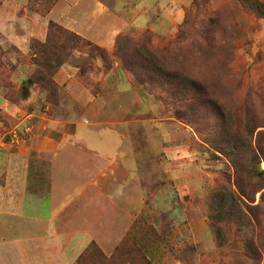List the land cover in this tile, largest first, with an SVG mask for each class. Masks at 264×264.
I'll list each match as a JSON object with an SVG mask.
<instances>
[{
  "label": "rangeland",
  "instance_id": "obj_1",
  "mask_svg": "<svg viewBox=\"0 0 264 264\" xmlns=\"http://www.w3.org/2000/svg\"><path fill=\"white\" fill-rule=\"evenodd\" d=\"M156 1L138 3L152 6ZM85 3L74 4L73 13L81 15L80 22L96 18L102 11L96 2L91 12H85ZM57 4V0H27L18 13L7 14L10 19L17 15L18 20L12 21L18 23V34L25 42L22 38L11 41V36L0 29V144L4 139L9 142L7 134L21 115L33 116L36 103L41 109L51 105L52 115L61 108L67 99L58 76L65 69L76 77V84L94 93L106 95L115 90L125 97L135 93L137 103L132 114L118 116V123L127 124L128 129L121 131L136 156L144 158L141 166L148 167L143 170L140 186L146 189L149 203L136 219L134 241L115 244L109 256L100 245L90 244L83 253L84 263L146 264L147 260L148 264H243L239 255L244 242L254 235L260 264H264V191L252 194V203L242 197L249 203L242 209L243 217L254 225L250 231L239 214H231L229 206H222L223 194L233 192L238 197L239 193L232 162L220 152L232 136L246 137L250 148L245 149L243 158L250 161L256 174L264 172V0H161L142 13L145 17L135 16L120 33L115 28L122 23L117 20L110 31L97 28L112 17L107 13V18L106 14L91 27V38L98 43L103 38L107 43L112 31L118 33L112 51L93 41L106 51L108 60L100 52H73L63 66L52 71L58 90L50 92L43 82H36L44 72L39 63L52 57L44 48L41 53L37 49L56 33L48 26L58 22L47 21L45 16ZM70 4H60L61 14L68 12ZM125 9L130 10V6ZM26 13L44 18L45 28L37 18L34 20L36 36L23 34L29 26L22 21ZM116 44L129 63L126 66L142 73L141 81L125 71L122 59L116 56ZM157 63L155 73L150 74L149 67ZM177 74L186 82L177 83ZM171 81L182 85L181 90L188 89L196 103L178 105L177 99L176 107L167 104L164 98L168 88L161 82ZM170 89L179 92L176 85ZM34 97L38 98L35 104ZM110 115L104 117L113 118ZM125 150V154L134 155L132 149ZM149 157L152 160L147 161ZM260 180L255 175L245 182L256 190Z\"/></svg>",
  "mask_w": 264,
  "mask_h": 264
},
{
  "label": "crops",
  "instance_id": "obj_2",
  "mask_svg": "<svg viewBox=\"0 0 264 264\" xmlns=\"http://www.w3.org/2000/svg\"><path fill=\"white\" fill-rule=\"evenodd\" d=\"M57 1L58 6L45 16L47 21H57L72 31L80 29L79 34L108 51L114 49L115 36L135 16L145 17L142 13L161 2L149 6L138 0ZM79 1L86 2L85 12H91L96 2L102 11L96 18L80 22L81 15L73 13ZM25 3L27 0H0V29L11 41L22 37L18 23L12 21L17 15L10 19L7 14L18 13ZM61 3L70 4L66 14H61ZM127 6L130 10H124ZM110 12L112 17L97 28L110 31L116 20L122 25L115 28L116 35L112 31L111 41L104 43L101 38L98 43L91 38V27ZM35 18L45 28L42 16L26 13L22 18L29 23L25 37L37 35ZM58 78L67 101L55 109L57 115L51 114V105L41 109L34 97L37 110L33 116L21 115L14 126L21 135L19 142L0 144V264H79L78 258L93 243L109 256L115 244L134 241L136 219L149 203L146 189L140 186L148 167L141 166L144 158L136 156L122 133L127 124L118 123V116L132 114L135 93L126 97L115 90L106 95L94 93L76 84V77L65 69ZM110 114L113 118L104 117ZM125 148L134 155L125 154Z\"/></svg>",
  "mask_w": 264,
  "mask_h": 264
},
{
  "label": "trees",
  "instance_id": "obj_3",
  "mask_svg": "<svg viewBox=\"0 0 264 264\" xmlns=\"http://www.w3.org/2000/svg\"><path fill=\"white\" fill-rule=\"evenodd\" d=\"M48 27L51 30H55L54 32H56V33H54V34L51 33L50 38H49V42L45 46H43V47L38 46V49L34 47V50L36 51V49H37L38 53H41L42 48H44L45 49L44 52L50 53V55L52 57V60L49 59L47 61H42L41 63H39V65L41 67H43L44 72H43V77L36 82L37 85H39L40 82H43L46 85L43 87L49 89L48 91L55 92L58 90L57 84L52 79V77L54 75L53 73L56 72L58 70V68L63 66V64L68 60V58L70 57V55L73 52L81 50V49L87 50L88 53L91 55L94 52H100V54L102 56H104L103 58L107 59L106 51H104L101 48H98L96 43H94L92 40H86V38L84 36H82L81 34L73 32L69 29H66V28L62 27L61 25H59L58 23H55V22H50ZM53 35L55 36L54 39L51 38V37H53ZM61 38L63 39L62 41H61ZM56 41L59 42V44H57ZM122 51L123 50H121L120 47H118V45L116 44V47H115L116 56H119L118 58L122 59V61H123L122 63H123L125 71L130 73L137 80H139L142 73L139 71L137 72V70H139L138 68H135V67L131 68L130 66H126V64H129V63L125 62L124 53ZM61 58H63L62 62H61ZM147 61H148V59H147ZM138 66H140V68L142 69V66L140 64H138ZM156 68H158V63L153 64V68L150 66L149 67V71H151L150 74L155 73L154 69H156ZM144 70H145V72L148 70L147 68H145V64H144ZM52 71H54V72L52 73ZM177 76L178 77L175 80L177 83H181V82L185 83L186 82V80H184V77L181 78V76L179 74H177ZM169 78L173 79V76L170 74ZM139 81H141V80H139ZM175 81L174 82L171 81L169 83L161 82V84L163 86H165V88L166 87L168 88L167 91H165L166 94H168L167 97L164 98L165 102L171 106H175L174 104H177V103H178V105H180L182 103L189 105L192 102H195L196 101L195 97L191 96L190 91L186 88H183V90H181L182 85L177 84ZM172 85L177 86V89L179 91L178 93L174 92L173 90L171 91L170 87ZM169 95H170V97H169ZM175 95H177V96H175ZM47 99L50 101L53 100V99H49V98H47ZM177 99H179V102ZM175 100H177V103ZM52 103L57 105V101H54ZM211 105H212V103L209 104V106H211ZM229 139L226 142V144L222 147V150H220V152L223 155L229 157L231 162H232V165H233L234 170H235V175H237V177L235 179V185L237 187L239 195L237 197L233 194V192H231L228 195H227V193L223 194L222 206L224 207V209L226 206L227 207L229 206L231 214H233V213L239 214L241 216V218H243L245 220L244 227L246 226L247 229H250V231H252V228H254V225L249 218H247V220H246V218L243 217L244 212H243L242 208H243V206L249 207V205H248L249 203H247V201L252 203V197H251L252 194L255 195L258 192L264 191V172H259L256 174V172L254 171L250 161L243 158V153L246 151L245 149L250 148V145L247 146L248 140L246 139V137L235 138V136H232ZM257 161H258V158L256 159V162ZM243 175H245V176H243ZM255 175H256V177L261 178V180L258 182L259 186H256V188H255L256 190L253 189V187L249 184V182H245L246 179L248 181H250ZM252 189H253V191H252ZM242 197H244L247 201L242 200ZM262 200H264V194L262 195ZM221 215H222L221 213L218 214L219 217H221ZM242 251L243 252H241L239 256L242 257L243 264H260L261 254L259 252V248L256 244L255 239H254V235L251 237V239H248L247 241L244 242ZM100 253H101V256H103V253L102 252H100ZM85 258H86L85 254L80 255V257L78 258V263L79 264H85L84 263ZM145 263L148 264V261L146 260ZM108 264H112V263H108Z\"/></svg>",
  "mask_w": 264,
  "mask_h": 264
},
{
  "label": "built area",
  "instance_id": "obj_4",
  "mask_svg": "<svg viewBox=\"0 0 264 264\" xmlns=\"http://www.w3.org/2000/svg\"><path fill=\"white\" fill-rule=\"evenodd\" d=\"M8 136L10 137L9 142H6L5 139L1 141V145L5 146L8 143L16 144L19 142L21 135L19 133V130L17 128H14Z\"/></svg>",
  "mask_w": 264,
  "mask_h": 264
}]
</instances>
